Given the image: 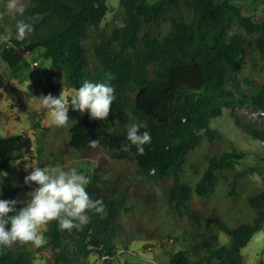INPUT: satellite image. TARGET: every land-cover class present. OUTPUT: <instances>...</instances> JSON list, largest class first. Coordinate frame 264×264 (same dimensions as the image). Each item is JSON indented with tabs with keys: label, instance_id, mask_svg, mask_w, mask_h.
I'll use <instances>...</instances> for the list:
<instances>
[{
	"label": "trees",
	"instance_id": "obj_1",
	"mask_svg": "<svg viewBox=\"0 0 264 264\" xmlns=\"http://www.w3.org/2000/svg\"><path fill=\"white\" fill-rule=\"evenodd\" d=\"M6 1L0 0V5ZM252 2L261 5L262 18L243 14L232 0H119L113 18L102 27L109 11L107 0H28L23 18L5 19L13 28L23 20L34 29L22 40L0 44V56L13 78L20 79L30 67L26 54L41 49L51 65L40 93L59 98L63 87L78 90L85 81L114 87L116 99L106 120L69 111L67 145L76 152L101 149L114 162L129 161L141 180L171 181L163 188L170 213L200 229L171 255L170 264H245L242 248L264 230V167L250 169L261 178L247 199L255 211L254 221L236 226L193 208L192 188L181 181L187 155L204 139L220 137L210 122L224 108L233 114L243 107L264 112V83L244 93L238 77L247 59L255 69L258 57L264 69V0ZM245 81L254 83L250 78ZM236 121L264 142V123H242L238 117ZM133 123H144L141 132L151 135L144 155H138L127 140ZM47 135L44 130L36 137L37 156H53L49 165L56 166L58 156L47 147ZM97 139L99 146L89 147ZM32 149V139L23 133L0 136V200H16L19 191L27 189L14 185L5 170L16 156ZM242 155L231 150L209 158L196 194L210 199L220 174L231 175ZM98 172L95 168L86 174L91 180L87 192L93 200H103L107 216L89 213L90 222L71 231H61L57 222L48 224L52 255L46 264L84 263L92 253L104 264H113L123 218H131L137 203L129 201L127 188L110 184ZM233 184L230 196L236 191ZM21 207L17 204V211ZM133 240H122V245L126 248ZM0 264L35 262L28 244H15L0 248Z\"/></svg>",
	"mask_w": 264,
	"mask_h": 264
},
{
	"label": "rangeland",
	"instance_id": "obj_2",
	"mask_svg": "<svg viewBox=\"0 0 264 264\" xmlns=\"http://www.w3.org/2000/svg\"><path fill=\"white\" fill-rule=\"evenodd\" d=\"M28 0H17V7L10 11L7 7L9 0L0 5V44L8 43L17 37V30L9 26L5 19L22 15ZM240 5L245 15H253L262 18L261 5L254 4L253 0H232ZM119 0H107L109 11L102 27L109 23L117 11ZM23 18V15H22ZM42 50L26 54L30 67L26 69L20 79L13 78L10 68L0 56V136L8 134H21L30 137L33 141V149L30 154L16 156L15 160L5 170L14 185L24 186L27 189L19 191L18 201L23 204L27 200V194L37 186L25 184V177L31 172V165L50 167L53 156L47 153L40 159L37 156L36 137L39 133L47 131V147L56 152L58 159L56 165L71 168L76 167L84 174L93 173L95 168L103 180L116 186L127 188L129 201L137 203L131 218H123L122 232L118 235L119 245L113 264L130 262L132 264H170L171 255L186 246V240L191 233L200 229L199 226H191L185 219L177 214L170 213L171 208L164 198L163 188L171 184L170 180L157 184L149 180H141L136 173L134 165L129 161L114 162L109 160L103 150L76 152L67 145V126L57 128L51 123L47 109L39 100L43 96L54 93H40L50 73L51 62L44 58ZM258 66L252 68L250 59L242 66L238 77L241 81L244 93L251 92L254 87L264 83V69L261 60ZM250 78L254 83L248 84L245 79ZM64 98L75 94V89L62 88ZM61 94V93H60ZM238 117L242 123H256L262 125L264 116L259 110L252 108H237L235 114L230 109L224 108L223 113L212 118L211 127L220 134L214 140L204 139L187 155L184 170L181 173V181L192 188L190 205L210 218H217L230 226L240 223H252L255 211L249 206L247 199L255 193L261 185V178L256 173H251V168L264 167V142L255 138L249 130L236 121ZM68 151L61 154L58 151ZM235 150L243 153L242 158L234 164L233 173L220 174L214 194L210 199H202L196 194V185L200 181L208 159L218 156L226 151ZM235 174V177H234ZM227 175V178L224 177ZM236 191L230 196L229 192L235 185ZM175 212V211H174ZM44 243L41 246L28 244L35 264H46L52 255V249L48 245L46 228ZM258 233V232H257ZM256 234V233H255ZM242 248L245 264H264V239H258L256 235ZM222 241H226L224 234L220 235ZM134 239V240H133ZM122 240H133L124 248ZM77 264H104L103 258L92 253L84 263Z\"/></svg>",
	"mask_w": 264,
	"mask_h": 264
},
{
	"label": "clouds",
	"instance_id": "obj_3",
	"mask_svg": "<svg viewBox=\"0 0 264 264\" xmlns=\"http://www.w3.org/2000/svg\"><path fill=\"white\" fill-rule=\"evenodd\" d=\"M10 11L17 7V0H9ZM17 37L24 39L34 29L23 20L16 23ZM113 79L109 76L108 80ZM115 89L108 82L93 83L85 81L82 86L66 100L61 92L59 98L51 94L41 97L42 106L47 109L51 123L57 128L66 127L69 111L88 113L93 120H106L111 111ZM262 111H260V114ZM264 116V115H262ZM144 123H133L127 132V140L137 149L138 155L145 154V145L151 143V135ZM99 139L90 141L89 147L97 148ZM124 151L128 147L124 146ZM32 170L25 177V184L37 187L27 194L23 207L17 211L18 200H0V248H11L15 244L41 246L44 243L43 229L51 222H57L61 231H71L90 222L89 213L107 216L102 199L93 200L87 192L90 177L76 167L61 165L40 167L32 164ZM264 239V230L255 234Z\"/></svg>",
	"mask_w": 264,
	"mask_h": 264
},
{
	"label": "built area",
	"instance_id": "obj_4",
	"mask_svg": "<svg viewBox=\"0 0 264 264\" xmlns=\"http://www.w3.org/2000/svg\"><path fill=\"white\" fill-rule=\"evenodd\" d=\"M262 113V115H264V112H261Z\"/></svg>",
	"mask_w": 264,
	"mask_h": 264
}]
</instances>
